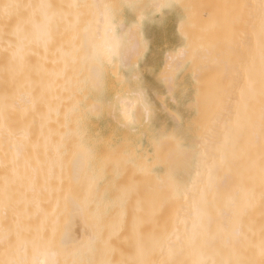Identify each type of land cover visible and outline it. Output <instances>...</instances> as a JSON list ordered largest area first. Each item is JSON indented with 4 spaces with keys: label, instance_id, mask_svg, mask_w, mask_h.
<instances>
[{
    "label": "snow or ice",
    "instance_id": "snow-or-ice-1",
    "mask_svg": "<svg viewBox=\"0 0 264 264\" xmlns=\"http://www.w3.org/2000/svg\"><path fill=\"white\" fill-rule=\"evenodd\" d=\"M0 53V264H264V0H0Z\"/></svg>",
    "mask_w": 264,
    "mask_h": 264
},
{
    "label": "bare ground",
    "instance_id": "bare-ground-1",
    "mask_svg": "<svg viewBox=\"0 0 264 264\" xmlns=\"http://www.w3.org/2000/svg\"><path fill=\"white\" fill-rule=\"evenodd\" d=\"M33 2H39V0H33ZM55 3H68L71 2V0H53ZM190 3L194 4H207V5H223V4H230V3H237V2H247V3H254L256 0H189ZM209 14L207 16H204L201 20L200 23L203 25L207 26V31L204 32H198L197 36L199 39H201L205 44H212L216 42L221 33L219 28H214L212 25V16H218L222 17L224 10L213 8L209 9ZM212 29V31H211ZM218 36V37H217ZM211 40V41H210ZM2 55V53H0ZM3 74L2 70V64H0V75ZM100 132L106 131V129L102 126L101 128L98 129ZM157 131L160 134H171L172 132V127L171 126H165L164 124H160L157 128ZM223 138V131L221 130V139ZM21 172H23V168L21 167ZM4 175V170L2 167H0V180H2V177ZM190 177L193 182L197 181L199 177L197 176V168L196 165L193 164L191 170H190ZM206 178V177H205ZM43 207L47 209L49 213H52L54 210V203L49 205L47 201L45 200ZM35 211V209H33ZM63 226V221H61V227Z\"/></svg>",
    "mask_w": 264,
    "mask_h": 264
},
{
    "label": "rangeland",
    "instance_id": "rangeland-1",
    "mask_svg": "<svg viewBox=\"0 0 264 264\" xmlns=\"http://www.w3.org/2000/svg\"><path fill=\"white\" fill-rule=\"evenodd\" d=\"M211 31H212V29H211ZM218 37V36H217ZM211 41V40H210ZM103 132V131H102Z\"/></svg>",
    "mask_w": 264,
    "mask_h": 264
}]
</instances>
